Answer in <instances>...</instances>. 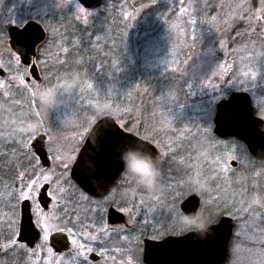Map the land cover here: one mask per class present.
<instances>
[{"label": "rangeland", "instance_id": "1", "mask_svg": "<svg viewBox=\"0 0 264 264\" xmlns=\"http://www.w3.org/2000/svg\"><path fill=\"white\" fill-rule=\"evenodd\" d=\"M138 1H140L139 4ZM143 1L145 0H101L94 8L84 9L89 13L87 24H84L83 20L77 22L74 19L78 13L71 7L70 9H59L66 14L65 17L59 15V10L53 5L55 2L63 4L66 0H5V3L0 5L3 18L19 19L31 15L48 21V26H42L47 29L46 43L50 50L49 53L52 52L54 57L59 53L61 59H64L66 55L57 47L59 46V31L62 29V26H59L61 17L63 19L67 17V23L72 27L85 28L91 34L97 28V23L102 18L109 17L110 11L113 12V19L121 29L119 30L121 32L119 47L122 57V61L117 63L115 69L119 71L124 65V67H129L126 69L127 74L133 71L137 75V79L133 82V90L131 89L135 94L136 103H134L135 108L131 110L127 106L118 108L111 102L104 101L103 96L99 95L101 89L95 85L91 90L85 89L84 84L86 81L89 82L88 80L82 79L80 82L76 78L70 80L74 85L73 90L70 94H65L62 85L66 80L58 82L59 85L55 82V85L47 79L46 85L59 86L58 101L54 107L44 110L43 116H40L41 106L38 105V108L33 110L38 115V125H33L31 128L32 131L36 128L43 129L48 134L47 146L53 149H58L59 146V157H63L72 154L71 152L78 147L77 144L85 138L97 119L106 115L112 116L120 126L127 125L126 128L130 133L146 139L158 150V166L161 170L159 187L153 192H141V189L139 192L138 190L133 192L132 182L127 181L129 207L130 204L136 205L131 202L134 196L137 201L135 202L139 204L138 209L146 199L142 201L140 194L147 198H154V201L144 205L143 218L147 217L145 222H157L158 220L157 223H159L162 221L161 217L166 215L165 208L168 204L165 200H169L171 196L175 198L176 209L179 200L187 196L186 194L192 193L187 186L188 176L191 179L193 175H196L205 183V190L196 193L201 197L198 211H205L209 217L215 213L214 217L222 208L214 203L215 199L212 197L214 194L221 197L222 194L213 190L211 186L216 184L228 187L229 180L226 181L225 178H230V175L238 174L239 171V168L232 169L230 161H237L240 153L233 152L234 149L236 150L235 146H228L226 142L210 139L212 138L210 121L216 102L230 92L227 91L228 88L235 91L248 87L250 83L247 77L240 75V71H236L231 79L228 75L219 77L217 73L222 72L224 65H229V67L239 65L241 71H247L248 68L239 64L240 57L233 52L237 45L232 44L229 35L221 30L222 22L217 21L215 25H212L194 8L187 9V3L190 0H153V4L149 5L151 9H146V6L142 4ZM183 2L184 8L181 7ZM258 7L259 0H257ZM185 11L189 15L182 16ZM218 11H220L219 7L212 12V16H215ZM261 18V23L264 24V15H261ZM1 34L3 33L0 32V36ZM231 35L234 36L235 33ZM87 36L89 37V34ZM92 39L100 42V37L96 34ZM3 40L4 37L0 39V44ZM210 51L213 53L212 56H208ZM256 51L259 53L262 50L257 47ZM240 55H247V53ZM67 59L70 61V58ZM54 66L59 65L54 64ZM151 72L157 78L156 81L149 77L151 75L148 73ZM162 80L164 83H161ZM247 94L251 98L255 114L261 118V113L264 112V97H253L250 92ZM97 100L99 101L98 106L93 107L92 102ZM2 101L0 97V130L4 129L3 133L8 134H2L0 138L10 140L12 137L9 133L16 132L10 130V128L15 129L13 120L9 118L12 111L7 109ZM106 104H110L111 107H107ZM145 104L150 109L144 121L141 119V113L145 110ZM198 106H202V110L197 111ZM206 120L209 122L207 123ZM187 129L190 131H186ZM58 130L59 133H57ZM24 133L22 130L21 134ZM57 139H59V144ZM173 154L177 156L178 161L172 159ZM209 155L212 157L210 158ZM241 156L243 157L242 154ZM172 160L174 164L171 163ZM31 164H33L32 167L37 168L39 173L41 168L34 162ZM203 164L207 169L205 172L202 169ZM18 165L19 163H15L14 166L9 167V160L0 161V173ZM225 168L227 171L223 170ZM68 170L69 167L65 170L63 164L59 162V175H67ZM262 171L264 173V170ZM44 173L52 175V167ZM18 179L19 187H22L20 178ZM52 180H56L53 175ZM13 181L14 179H11L10 187L7 189L1 187L0 190V221L6 220L9 224V221L15 218L17 225L19 187L16 192L17 202L8 199L13 193L12 188L16 180ZM236 184L239 192H245L247 182L244 176L240 177ZM53 187H51V192ZM180 189L182 191H179ZM35 192L32 194L33 198ZM241 193L236 195L229 193V200L225 203L229 206L233 202L234 206L230 207L232 208L230 212H233L235 216H228L233 219L238 218V220L230 238L228 256L221 264H264V227L261 224L264 222L261 212L264 196L242 195ZM54 205L58 208L56 200L52 201L50 207L52 213L50 214L39 211L38 206L34 207L36 221L42 227L46 224L47 232L55 227L50 222V219L52 221L57 216ZM133 209L136 208L133 207ZM45 217H47L46 221ZM163 226L164 229L168 227ZM171 229L176 234L185 230L177 226L176 222ZM37 250L38 252L46 250L47 264H56L57 257L49 253L47 248H37ZM0 262L2 264H9V262L24 264V251L19 248L13 249L7 256H0Z\"/></svg>", "mask_w": 264, "mask_h": 264}, {"label": "flooded vegetation", "instance_id": "2", "mask_svg": "<svg viewBox=\"0 0 264 264\" xmlns=\"http://www.w3.org/2000/svg\"><path fill=\"white\" fill-rule=\"evenodd\" d=\"M261 22L262 18L260 19L259 23ZM21 26L22 25H20L19 27ZM43 29L45 31L44 40L35 47L33 54H29L27 56V62L24 63L20 59L19 65L15 63V57L19 54L16 53L13 49H11L7 32L5 31L4 34H1L0 36V39H3L4 37L5 40H3V44L2 42L0 44V65H3V67H0V84H3V87H0V97H2V102H4L3 104L7 106V109H10L12 111L9 118L13 120L15 129L10 128V130L12 129V131H16L9 133L12 137L10 140H3V138H0V152L7 153V156L0 157V161L9 160L16 161V163H19V165L15 166L13 169L11 168L7 171L4 170V173H0V190L1 187H5L6 189L7 187H10L9 184H11V179H14L13 182H15L16 180L12 188V196L10 195V197L12 198L9 197V201H11L12 199V201L17 200L16 192L19 186V182H17L19 180L17 173L21 174L22 172L24 173L25 169H31L33 166V164H31L32 162L39 166L43 171H48L52 167L53 177L56 178L57 176H59V146L58 149L49 148L47 146L48 134L45 133L43 129H33L32 131L31 126L33 125L29 126V129L27 131L29 132L28 134H21L22 130H18L19 126L24 125L26 122L38 120V115L33 112V110H36L40 103L36 98L34 88L36 87L37 82L39 81L46 84L47 79L44 78L47 77L48 74L47 68L56 64L55 60L53 59L55 58L54 54L52 52L51 54L49 53L50 50L46 43L47 29L44 27ZM57 47L59 46L57 45ZM33 66L35 67L34 74L31 71V67ZM21 76L24 77V84L30 86V92H28L27 89L20 83L19 77ZM5 93H7V95ZM33 93L34 96L32 95ZM229 94L230 92L226 96H222L221 99L227 98ZM31 99H34V105L28 103V101ZM255 116L257 115L255 114ZM257 117L260 118L259 116ZM260 120V129L264 131V120L262 118H260ZM206 121L207 123L209 122L208 120ZM3 130L4 129L0 130V136L2 134H8L7 132L3 133ZM57 133H59V130ZM39 136H43L42 142L45 151L46 165L41 162L40 157L35 154L34 149L32 147V143ZM17 140L20 141L19 144L11 143ZM211 140L226 142L228 146H235L237 151L234 149L233 152L240 153L237 161H230V166L232 167V169L239 168L238 174L230 175V178H225L226 181L229 180L228 186L231 187V189L222 186L220 192H218L217 189L213 190H216L218 193L221 194L225 192L233 193L235 195L241 193L239 192V187L236 182L238 181V179H240V177L244 176L247 185L245 187V192L241 194H252V196H264V173L262 171L264 170V158H256L250 155L244 143L236 137H217L213 133V124ZM57 141L59 144V139H57ZM84 141L85 138L79 144H77L78 147H76V149L71 152L72 154H69L73 157L74 161ZM25 142L27 144L26 148L24 147ZM25 153H27V156H25ZM241 154L243 155V157L241 156ZM17 156H19L18 161L16 160ZM29 160H31L30 164L28 162ZM73 164L74 162L70 163L67 175H64L67 178V183H65L64 180L61 179V181L59 182L61 186L54 185L52 182H49V184L45 185L49 192H51L52 186L63 187L65 189V191L63 193H60V195L57 197L59 204L57 205L58 208L56 211V219H53V222L50 219V222L55 227H53L51 231L47 232L50 237L55 233H62V235L67 237V247L61 245L59 251H55L50 246L49 239L48 248H51V253L55 257H57L56 264H81V259L77 258L76 253L73 251L74 246L71 243L72 239H77L79 244H84L85 251L87 249H91V251H87L89 264H144L143 249L145 239L160 240L168 236L182 235L190 231L186 230L178 234L169 233L173 231L171 227L174 225L175 222V210L177 208L180 209V204L188 196L195 194L199 198V206L197 211L199 210L201 204V197L198 194H186L187 196L179 200L176 209L174 206V204L176 203L175 198H172V196L169 197V200H165L168 206L165 208L166 215L163 216V218L161 217L162 221L159 223H157L158 220L157 222H145V218L147 217L143 218L145 208L144 205L146 206L148 203L154 201V198H147L144 195L140 194L142 201H144L145 198L146 199L144 201V204H141V208L138 209L139 204L136 203V197L134 196L131 202L136 205L133 206V204H130L129 207L128 203H130V201H128L129 197L127 195L128 184L127 182H125L123 171L115 179L113 185L104 193H101L99 195H90L83 191L81 187L78 186L77 183L71 178L70 172ZM204 166L205 165L203 164L202 169L205 172V170L207 169ZM257 173H259V175H256ZM24 179L27 181L26 176L24 177ZM188 179L190 180V176H188ZM179 191H182V189H180ZM42 192L43 189H38L34 193L35 197H31V202L28 203L32 223H35L38 228H41L42 225H40V223L36 221L34 215V207L38 206L39 211H42L44 213H52L50 207L53 199L51 197H48L46 194L44 195V202H47V208L44 209V202L42 204L38 198L40 196V193ZM141 192H144V190L141 189ZM85 197L87 199H85ZM18 201L19 221L17 225L15 224L17 234L19 233L20 206L22 203L20 202V200ZM101 201H103L102 206L105 209L103 213L100 212L99 205ZM262 204L263 205L261 207V212L262 216L264 217V198L262 200ZM133 207H135L136 209H133ZM127 209H131V212L126 211ZM101 215L103 216L102 220L100 219ZM237 220L238 218L233 219L235 223L234 230L236 228ZM73 223H76L77 227L82 229V232L78 233L77 236H68L66 224L71 227ZM261 224L262 227H264V222ZM163 225H167L168 227H166V229L171 230L165 231L166 229H164L165 227ZM102 227L107 228L109 230L108 235H104L100 232V229ZM72 231L77 232V228H72ZM11 235L12 231L8 224V221H0V246H3L5 243H9L8 237H10ZM85 236H97V239L86 240L84 238ZM37 244H39V240H37L31 246L25 243L26 251L23 250L24 264H47V262L45 261L47 259V252L46 250H40V252H38L36 247ZM33 252H35V255H33Z\"/></svg>", "mask_w": 264, "mask_h": 264}, {"label": "water", "instance_id": "3", "mask_svg": "<svg viewBox=\"0 0 264 264\" xmlns=\"http://www.w3.org/2000/svg\"><path fill=\"white\" fill-rule=\"evenodd\" d=\"M100 1L79 0L81 7H85L86 10L92 9ZM22 29L23 25L17 29L9 27L6 32L11 49L18 54L25 53L26 55L20 59L26 63L27 56L33 54L35 47L44 40L45 31L42 25H30ZM34 69V66L31 67L33 74ZM229 112L232 114L231 118L228 117ZM260 125L261 120L255 116L250 96L245 92H231L227 98L219 100L215 105L213 133L220 138L236 137L244 143L249 154L256 158H264V131L260 129ZM42 139L43 136H39L32 143V147L41 162L46 165ZM126 145H138L154 157L158 156V150L152 143L125 131L114 117L102 116L90 128L75 159L79 161V168H76V163L73 164L71 178L90 195L104 193L123 171L117 149L123 150ZM81 156L83 159L80 160ZM44 199V194L40 193L39 200L42 204ZM198 206L199 198L192 194L180 204V209L185 213H192L197 211ZM30 223L32 219L28 202H22L18 235L22 233L23 227ZM234 227L235 223L231 217L222 216L203 234L189 231L183 235L168 236L160 240L145 239L143 262L144 264H221L227 258ZM56 234L59 233L53 235ZM52 236L50 246L55 251H59L62 244L53 246ZM18 242L33 245L28 244L23 235H20Z\"/></svg>", "mask_w": 264, "mask_h": 264}, {"label": "snow or ice", "instance_id": "4", "mask_svg": "<svg viewBox=\"0 0 264 264\" xmlns=\"http://www.w3.org/2000/svg\"><path fill=\"white\" fill-rule=\"evenodd\" d=\"M4 3L5 0H0V5H3ZM81 6L82 4L79 2V0H66V2L63 4L55 2L53 5V7L57 10L64 8L70 9V7L74 8L75 12L78 13V15L74 17V19L77 22L83 20L84 24H87V17L89 16V13L85 12V7ZM181 7H185L184 2ZM186 7L187 9L194 8L198 14H200L207 22L211 23L212 25H215L217 21L222 22L221 30L224 31L225 34L229 35V39L231 40L232 44L237 45V47L233 49V52L239 55V64H243L248 68L247 71H241L239 65H236L235 67H229V65H224L222 72L217 73V76L223 77L224 75H228L229 79H231V77L236 74V71H240V75L243 77H247L250 83L248 87H242L236 89L235 91H242L245 93L250 92L253 97H264V24L259 23L261 15H264V0H259L258 8L257 0H223V2H221V0H190V2L187 3ZM217 7L220 8V11H218L215 16H212V12L216 11ZM253 9L256 10L253 11ZM69 12H71V10H69ZM185 15H189V13L187 11L183 12L182 16ZM20 25H23V29H26L30 25L48 26V21H43L39 17L31 15L24 16L19 19L3 18L2 13H0V32L7 31L9 27H14L15 29H17ZM231 33H235V35L233 36L231 35ZM70 43L72 44V47H64L63 43H61V45L59 46L60 51L66 54L64 59H61L59 53H57L54 58L55 63L62 68L68 64L67 54L71 53L73 48L80 50L81 46H83L86 50V48L88 47V45L84 44L83 40L79 42L70 41ZM92 46L95 47L96 45ZM257 47L261 48L262 51L258 53L256 51ZM16 51L18 52L17 49ZM241 53H247V55H240ZM25 55V53L19 52V55L15 57V63L19 65L20 58ZM212 55L213 53L210 51L208 53V56ZM77 63L81 66L83 65L82 60L77 61ZM0 67H3V65H0ZM67 74L68 73H66V75ZM85 76L87 77V73H85ZM44 79H50V77H45ZM19 80L20 83L27 89V91L30 92V86L24 84V77H19ZM59 80L60 78L57 77V81ZM225 83H228V81H225ZM0 87H3V84H0ZM84 88L87 90H91L93 89V84L86 81L84 84ZM227 91H230L232 93L234 92L232 88H228ZM5 94L7 95V93ZM32 95L34 96V93ZM28 103L34 105V99L29 100ZM92 104L93 107H96L98 106L99 101H93ZM106 105L107 107H111L110 104ZM200 110H202V106L197 107V111ZM218 115L219 112L217 113V117ZM228 117H232V114L230 112L228 113ZM261 118H264V112L261 113ZM126 126L127 125H121V127ZM186 131H190V129H187ZM11 143L19 144L20 141L17 140ZM24 147H27L26 142L24 144ZM5 156H7V153L0 152V157ZM25 156H27V153H25ZM58 158L60 160V163L63 164L65 170H67L70 163L73 162L76 163V168H79V161H74L71 155H65L63 157ZM232 158L235 159V157ZM81 159H83V156H81L80 160ZM16 160H19V156L16 157ZM28 162L30 164L31 160H29ZM15 163L16 161H9L10 166H14ZM223 170L227 171V168ZM17 175L20 178V182L22 185V187L18 186L20 202L30 203L33 192H35L37 189H43L42 193L44 195L46 194L48 197H51L53 200H56L57 205L59 204L57 197L60 195V193H63L65 189L63 187L54 186L53 191L49 192L45 185L49 184V182H52L54 185H59L61 179H63L64 182L67 183V178L63 174L57 176L55 181H52V175H45L42 169L38 173L37 168L32 167L31 169H25L23 174L17 173ZM256 175H259V173H257ZM25 176L27 177V181H25L24 179ZM127 181L130 180L126 178L125 182ZM85 199L87 198L85 197ZM102 205L103 201H101L99 205L101 213L105 211ZM45 208H47L46 201L44 202V209ZM54 208L57 210L56 205H54ZM126 211L131 212V209H127ZM100 219H103L102 215ZM46 220L47 217H45V221ZM15 224V218L9 221V226L11 228L12 235L8 237L9 243L7 245L0 246V256H7L9 252L16 248L26 251L25 243L18 242L20 239V235L24 236L28 244H33L37 240H39V244H37L36 247L39 249L47 248L48 252L51 253V248H48L50 236L47 234L46 224L44 225V227L38 228L35 223H30L28 226L23 227V231L20 235H18L16 232ZM72 228H77V232H73ZM66 230L68 232V236H77L78 233L82 232V229L78 228L76 223H73L71 227L66 224ZM100 232L104 235H108L109 230L107 228L102 227L100 229ZM84 238L86 240H96L97 236H85ZM71 243L74 246L73 251L76 253L77 258L81 259V264H89L87 251H91V249H87L85 251V245L79 244L77 239H72ZM52 244L53 246L62 244L64 247H67V237L62 235V233L58 235H53ZM33 255H35V252H33ZM0 264H2V262H0Z\"/></svg>", "mask_w": 264, "mask_h": 264}, {"label": "trees", "instance_id": "5", "mask_svg": "<svg viewBox=\"0 0 264 264\" xmlns=\"http://www.w3.org/2000/svg\"><path fill=\"white\" fill-rule=\"evenodd\" d=\"M139 2L140 1H138V4ZM142 4L146 6V9H151V6L149 5L153 4V0H145L142 2ZM61 12L62 11L59 10V15H64L65 17L66 14ZM113 15V12L110 11L109 17L102 18L101 21L97 23V28L91 34L90 31L88 33V30L85 28L72 27L67 23V17L66 19H63V17H61V19H59V26H62V29L59 31V46L61 45V43H63V45H65L64 47H72L70 41L79 42L83 40L84 44L88 45V47L86 48V50L83 46H81L80 50L73 48L72 52L67 56V58H70V61L67 59L68 64L63 68L60 66H49L47 77H50L49 82H56L57 85H59L58 82L60 83L64 80L70 81L75 78L79 82L82 81V79L88 80L90 83L101 89L99 95L103 96L104 101L111 102L118 108L121 106V108L127 106L131 110L135 108L134 103H136L135 94H133V91H131V89L133 90V82H135V79H137V75L133 71H130L129 74H127L126 69L129 67H124V65L119 71L115 69L117 63L122 61V57L120 56L121 48L119 47L121 33L119 30L121 29L120 25L113 19ZM83 30H86L87 32ZM1 33L4 34V32ZM88 34L89 37L87 36ZM94 34L100 37V42L94 41L92 39ZM92 45L96 46L93 47ZM81 60L83 61L82 66L77 63V61ZM66 73L68 74L66 75ZM85 73H87V77L85 76ZM148 74L151 75L149 77L156 81L157 78H155V75H152V72ZM57 77L60 78L59 81H57ZM149 80L150 78L147 79V82H149ZM161 83H164V81L162 80ZM149 109L150 108L145 104V110L141 113L142 120L145 121L146 117L148 116V114L146 113ZM123 128L127 130L126 127ZM209 157L211 158L212 155H209ZM172 159H176L175 161H178L177 156H174V154ZM173 162L174 161L172 160L171 163ZM222 186L213 184L211 188L217 189L218 192H220ZM228 188L231 189V187L229 186ZM214 195L212 197V199H215L214 203H217V206L222 209H220L218 211L219 213H217V215H215L214 217L213 215L215 213L211 214L210 218L212 223L216 222L222 215L235 216L233 212H230V210L232 209L230 207L234 206L233 202V205H225L226 200H229V192L223 193L221 197L216 194ZM169 233H174V231ZM9 264L11 263L9 262ZM17 264L21 263L17 262Z\"/></svg>", "mask_w": 264, "mask_h": 264}, {"label": "clouds", "instance_id": "6", "mask_svg": "<svg viewBox=\"0 0 264 264\" xmlns=\"http://www.w3.org/2000/svg\"><path fill=\"white\" fill-rule=\"evenodd\" d=\"M62 87L65 94H70L74 85L71 81H66ZM58 89L59 86L50 87L43 82H37L34 91L41 106L40 116L44 115V110L57 104ZM30 125H38V121L26 122L24 125L19 126L18 130H23L27 134ZM34 130H38V128ZM117 151L119 152V161L123 165L124 176L132 182L133 192L140 189L145 192H153L159 187L161 170L158 166L157 157L138 145H126L123 150L117 149ZM187 186L192 193H200L205 190V183L202 178L196 175H193L187 182ZM175 222L181 229L200 234L205 233L212 226L211 218L203 210L185 213L177 208L175 210Z\"/></svg>", "mask_w": 264, "mask_h": 264}]
</instances>
